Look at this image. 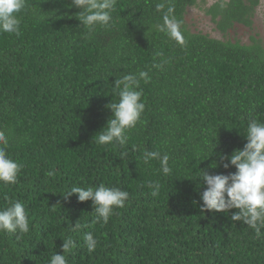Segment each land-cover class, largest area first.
I'll return each instance as SVG.
<instances>
[{"label": "trees", "instance_id": "1", "mask_svg": "<svg viewBox=\"0 0 264 264\" xmlns=\"http://www.w3.org/2000/svg\"><path fill=\"white\" fill-rule=\"evenodd\" d=\"M201 3L116 0L112 26L89 33L71 0H25L19 34L0 33V132L23 165L15 185L0 186V208L23 203L30 231L0 233V264H49L69 236L67 264H264V229L257 236L233 222L236 209L201 213L199 180L200 171L235 173L211 165L244 148L250 119L264 122V46L191 32L186 15ZM259 4L220 0L206 14L227 37L235 25L252 27ZM170 8L183 44L158 27ZM141 71L145 111L127 143L95 144L119 99L115 79ZM146 150L169 156V175L156 160L143 163ZM150 181L161 185L155 197ZM101 184L129 192L107 224L94 222L91 201L64 196ZM86 232L97 241L91 253Z\"/></svg>", "mask_w": 264, "mask_h": 264}, {"label": "clouds", "instance_id": "2", "mask_svg": "<svg viewBox=\"0 0 264 264\" xmlns=\"http://www.w3.org/2000/svg\"><path fill=\"white\" fill-rule=\"evenodd\" d=\"M25 0H0V33L19 34V14L25 8ZM69 8H76V18L81 25L91 33L97 27L110 28L112 26V12L116 7V0H71ZM161 6L157 5L159 9ZM172 9L163 16L164 24L158 25L167 36L183 44L184 37L181 32V22L171 16ZM160 68L162 65L155 64ZM148 73L141 71L137 75H124L115 79L114 91L119 97L118 102H111L107 108L111 110L112 117L107 126L94 136L93 141L100 146L120 145L124 146L129 137L128 132L134 129L145 111V103L142 100L140 81L147 82ZM247 143L243 149H237L230 156L221 154L220 163H213L212 168L222 166L228 169L230 166L236 168L231 175H210L207 171L202 172L199 180L206 185L201 193V213H225L236 209L231 214L233 222H242L255 230L257 236L262 235L264 229V122L250 119L245 133ZM8 139L0 132V186L8 187L18 182V176L23 165L10 157L7 151ZM217 148H214V150ZM212 152V157L215 152ZM127 153H121L120 158L126 157ZM209 157V158H210ZM207 158V159H209ZM169 156L161 155L159 151H145L143 163L149 165L156 160L160 164V171L169 175ZM205 159V160H207ZM49 176L53 173L49 172ZM150 194L155 197L159 194L161 185L158 181H150L147 184ZM75 195L79 202L91 201L95 215V223L109 222L114 210L123 208L129 198V192L116 187H106L101 184L98 187L72 186L65 199ZM80 228L77 221L71 225V230ZM29 217L25 206L19 201H9L8 206L0 208V233L16 234L20 236L29 233ZM84 243L88 252L95 251L97 241L91 232L84 234ZM75 246V241L69 236L63 239L61 247L62 254L56 252L51 256L49 264H67V253Z\"/></svg>", "mask_w": 264, "mask_h": 264}, {"label": "rangeland", "instance_id": "3", "mask_svg": "<svg viewBox=\"0 0 264 264\" xmlns=\"http://www.w3.org/2000/svg\"><path fill=\"white\" fill-rule=\"evenodd\" d=\"M220 0H204L198 7L190 8L186 15V24L194 34L207 35L213 39L231 40L232 42H240L242 45H252L255 42H260L264 46V0H259L260 4L253 16L252 27L243 25H235L224 34L217 29L212 18L206 14V9L213 6Z\"/></svg>", "mask_w": 264, "mask_h": 264}]
</instances>
